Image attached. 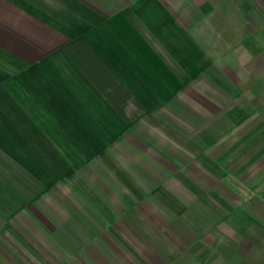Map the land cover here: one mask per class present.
I'll return each instance as SVG.
<instances>
[{
  "label": "crops",
  "instance_id": "obj_1",
  "mask_svg": "<svg viewBox=\"0 0 264 264\" xmlns=\"http://www.w3.org/2000/svg\"><path fill=\"white\" fill-rule=\"evenodd\" d=\"M222 5L208 20L194 0H0V264H35V256L50 264L44 257L51 247L59 256H80L83 242L105 240L113 225L129 227L128 199L115 216L108 191L114 177L122 193H161L154 179L161 165L140 147L154 132L145 114L171 111L165 103L195 76L222 83L217 76L225 74L210 57L211 34H223L212 45L217 50L227 44ZM212 128L200 131V141L211 140ZM243 143L233 161L264 157V137ZM224 172L217 167L219 177ZM256 172L259 182L264 166ZM184 174L194 184V175ZM68 178L70 190L59 186ZM254 186L257 194L264 190ZM197 188L184 214L165 192L181 220L161 221L164 231L140 229V241H152L143 254L170 255L165 264H264V192L231 202L221 186ZM214 218L216 241L201 254L179 253V242ZM82 251L89 260L97 253Z\"/></svg>",
  "mask_w": 264,
  "mask_h": 264
},
{
  "label": "rangeland",
  "instance_id": "obj_2",
  "mask_svg": "<svg viewBox=\"0 0 264 264\" xmlns=\"http://www.w3.org/2000/svg\"><path fill=\"white\" fill-rule=\"evenodd\" d=\"M207 2L208 0H194L199 7L204 5L201 15L208 20H212L214 10L223 9L222 2L226 5L222 23L226 27L227 44L224 49L217 50L212 46L216 44L219 38L217 36L223 35L222 32L210 36L211 61L216 64L219 72L222 71L225 74L217 76L222 83L214 80L216 76H195V79L188 81L181 88L177 97L165 103L169 106L167 109L171 111L154 114L158 117H150V113L145 114V121L151 125L150 128L154 129V132L146 136V145L140 147L149 150L151 155L156 157L155 160L158 161L156 164L161 165V171H158V176L154 179L155 185L161 183L164 186H162L163 190L161 193L154 194L122 193L114 177L113 192L110 187L108 191L115 202V216L118 217V214L125 212L130 205V228L120 225L121 232L116 229L118 228L116 225H113L114 233L104 234L105 240L101 238L83 242V249L88 247L97 252L91 260L84 256L83 249L79 253L82 254L80 256L65 257L54 253L51 247L49 256L44 257L50 264L170 263V255L162 258L152 256L153 254L150 253L144 255V249L147 251L148 244L152 241L142 242L138 238L140 229L143 233L145 231L153 233L155 227L162 231L166 230L163 225L162 227L160 225L162 222L169 221L170 218L177 223L180 222L181 216L174 214L177 211L171 209L169 195L181 202L183 214L197 201L199 190L197 187L201 186L202 182L208 185L211 191H216V187L221 186L226 192L225 195L222 191L221 195L231 202L246 201L263 195V189L257 190L259 192L257 194L253 188L256 184H264L261 181L264 180L263 174L258 177L259 182H256L257 175L261 174L256 171L264 166V157L261 159V155L256 160L238 161H233L232 157L235 147H244L245 137H264V0H209V3ZM233 8L238 11H233ZM179 18L181 19L180 16ZM195 28H197L196 25ZM223 65L225 69H222ZM151 122L156 125H152ZM172 123L176 127H170ZM209 126L214 127L209 132L211 140L203 143L198 138V134L203 129L207 130ZM130 141L135 142L136 147L139 146L132 136ZM260 150L264 151V146L259 145ZM116 156L115 163H117ZM218 166L225 171L226 177L217 175ZM103 170L106 171L104 165ZM187 172L194 175V184L184 174ZM108 173H112L111 169ZM232 183H236L238 187L234 189ZM72 185L73 178L59 183L60 187H66L69 190ZM213 193L211 192V195ZM217 198L215 194L211 197V201H216ZM127 199L130 202L129 205L125 202ZM45 200L51 201L54 206L57 204L53 202L55 200L50 198V195H45ZM183 227L187 230L191 229V224ZM218 229L216 218L211 219L208 226H198L196 235H193L191 239L187 238L184 242H179V253L187 254L194 250L201 254V250L207 247L208 243L216 241ZM162 250L166 253L171 251L166 248ZM35 260L38 262L35 261V264H41L38 257L35 256Z\"/></svg>",
  "mask_w": 264,
  "mask_h": 264
}]
</instances>
